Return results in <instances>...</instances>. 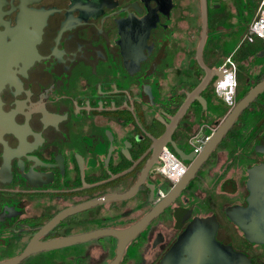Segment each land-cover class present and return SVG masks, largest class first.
<instances>
[{"label": "flooded vegetation", "instance_id": "flooded-vegetation-1", "mask_svg": "<svg viewBox=\"0 0 264 264\" xmlns=\"http://www.w3.org/2000/svg\"><path fill=\"white\" fill-rule=\"evenodd\" d=\"M260 2L207 0L204 61L227 72L233 54L236 103L264 77V42L229 53L225 42ZM200 12V0H0V264H110L116 237L51 242L125 229L169 191L174 183L156 168L164 148L177 152L170 142L151 147L204 76ZM216 79L201 93L206 106L194 100L172 133L186 153L231 109ZM152 155L134 195L66 215L128 191ZM196 218L213 220L216 241L232 252L210 264H264V92L118 264H185L187 253L173 248Z\"/></svg>", "mask_w": 264, "mask_h": 264}, {"label": "water", "instance_id": "water-1", "mask_svg": "<svg viewBox=\"0 0 264 264\" xmlns=\"http://www.w3.org/2000/svg\"><path fill=\"white\" fill-rule=\"evenodd\" d=\"M201 1V32L199 43L196 50V59L199 65L204 69V76L198 85L187 94L186 99L176 112V114L171 118L170 123L166 124L167 129L160 138H153L154 144H152V149L154 146H164L170 142L179 157L188 162V168L186 173L179 179L176 183L171 185L169 191L161 197L160 201L156 203L141 219L132 224L125 229H108L103 228L91 232H86L82 234L67 236L64 240H56L51 242V246L64 245L66 246L88 241L100 236H113L118 239V251L114 260L110 264H118L126 244L134 239L147 225L148 223L157 217L170 203H172L181 191L188 185V183L196 176L198 170L202 164L208 159L214 149L222 141L224 136L234 125L237 118L241 113L248 108V106L255 101V99L264 92V77L253 86L239 101L230 109L226 117L219 124V126L211 132L209 139L203 143L202 150L197 153L192 151L191 153H186L184 150L180 149L177 144L171 139L172 133L176 128L180 119L184 116L185 112L194 100H198L203 106H206V100L201 96L202 91L209 84L214 76H217L215 85L221 80L226 71L221 69H212L204 61V48L208 37V4L207 0ZM264 54L259 53L258 56H263ZM195 144V142H194ZM154 164V156L148 161L147 165L143 169L138 181L132 186L128 191L124 193L114 194L93 200L91 202L84 203L75 208L66 210V215L78 211L80 209L88 208L96 203L105 202L111 199H126L134 195L140 185L144 182L150 167ZM151 186V200H154V185ZM215 222L209 218H196L194 219L185 233L180 238L178 243L174 246L173 250H181L187 253L188 258L185 264H210V259H215L220 261L221 257L224 255H232V252L226 249L225 246L218 243L215 239ZM264 235V234H263ZM172 250V251H173ZM212 250V252H210ZM208 254H210L208 257Z\"/></svg>", "mask_w": 264, "mask_h": 264}, {"label": "built area", "instance_id": "built-area-1", "mask_svg": "<svg viewBox=\"0 0 264 264\" xmlns=\"http://www.w3.org/2000/svg\"><path fill=\"white\" fill-rule=\"evenodd\" d=\"M257 41L264 42V0H261L255 17L248 25L240 44H254ZM232 56L233 54L231 53L229 57H227L224 66L228 67V70L215 86L219 96L230 108L236 104L238 88L237 63ZM209 137V135L194 137V149L197 153L202 150L203 143H205ZM187 168V164L177 154L172 152L169 148H164L161 161L156 171L164 175L172 183H176L186 173Z\"/></svg>", "mask_w": 264, "mask_h": 264}, {"label": "rangeland", "instance_id": "rangeland-1", "mask_svg": "<svg viewBox=\"0 0 264 264\" xmlns=\"http://www.w3.org/2000/svg\"><path fill=\"white\" fill-rule=\"evenodd\" d=\"M252 15H253V13H250V15L247 16V19L249 20L252 17ZM244 33H245V29H244V27H242L238 31H236L230 38H228V35H227L228 33L227 34L226 33H222V35H220L221 40H224V39L228 38L226 40V42H225V44H226L225 48H226V51L228 53L233 51V50H235L236 48H238ZM214 34H215L214 30L212 28H210L209 37L212 38L214 36ZM249 73L250 72H247V73L245 72V73L241 74L239 76L240 82L241 81L243 82L248 77Z\"/></svg>", "mask_w": 264, "mask_h": 264}, {"label": "trees", "instance_id": "trees-1", "mask_svg": "<svg viewBox=\"0 0 264 264\" xmlns=\"http://www.w3.org/2000/svg\"><path fill=\"white\" fill-rule=\"evenodd\" d=\"M257 51H258V49L255 48V49L250 50V52H248V53H246V54H247V55H248V54H254V53H256Z\"/></svg>", "mask_w": 264, "mask_h": 264}, {"label": "crops", "instance_id": "crops-1", "mask_svg": "<svg viewBox=\"0 0 264 264\" xmlns=\"http://www.w3.org/2000/svg\"><path fill=\"white\" fill-rule=\"evenodd\" d=\"M251 21H252V20H251ZM251 21H250V22H251ZM250 22H249V24H250ZM249 24L246 25V27H245V31H246V29H247V27H248ZM242 37H243V36H242Z\"/></svg>", "mask_w": 264, "mask_h": 264}]
</instances>
